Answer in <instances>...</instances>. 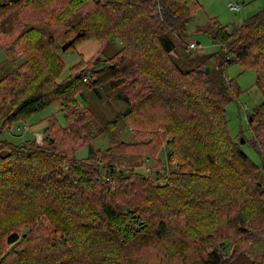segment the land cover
<instances>
[{"label":"trees","instance_id":"trees-1","mask_svg":"<svg viewBox=\"0 0 264 264\" xmlns=\"http://www.w3.org/2000/svg\"><path fill=\"white\" fill-rule=\"evenodd\" d=\"M202 10L197 0L0 3V47L17 55L0 77V133L59 106L41 140L0 141V264H264V8L232 33L216 18L196 26L218 50L183 71L167 35ZM110 39L113 56L82 59L59 81L61 53ZM233 65L255 73L262 95L247 118L260 166L227 128L241 94ZM106 85L126 109L97 127L78 97ZM101 137L107 147L94 150Z\"/></svg>","mask_w":264,"mask_h":264},{"label":"rangeland","instance_id":"rangeland-1","mask_svg":"<svg viewBox=\"0 0 264 264\" xmlns=\"http://www.w3.org/2000/svg\"><path fill=\"white\" fill-rule=\"evenodd\" d=\"M11 0H0V3H6ZM203 6L202 14L198 15L195 24H190L186 28V32L175 29L168 33V38L174 46L170 57L183 71H190L197 68L202 61L214 54L218 49L209 43L206 36L195 34L197 25H204L206 18H216L222 26L232 33L237 28L240 20L244 21L248 17L254 15L264 8V0H197ZM228 3L240 4L242 12L232 13L228 8ZM201 16V17H200ZM9 23V22H7ZM7 26L6 28H8ZM193 44L194 48H190ZM7 49V50H6ZM120 49V44L115 39H110L107 44L100 46L97 43L87 42L83 45L70 48L67 52L61 53L60 57L64 63V71L59 81L69 76L70 68L77 62L88 60L95 55H99L100 60L113 56ZM14 44L7 45L5 50L0 47V62H4L0 66V77L10 73L16 68V63L12 53L14 52ZM16 53V50H15ZM17 58V55H16ZM6 61V62H5ZM219 61L213 58L210 62L209 69L213 75L218 72ZM228 78L234 79L238 85L241 94L237 101L231 102L227 106V128L230 136L239 143L243 153L257 166H260V159L248 143L251 139V133L248 128L247 118L252 110L262 102V95L255 86V73L252 71L242 72L241 69L233 65L228 70ZM99 94V95H98ZM79 103L87 107L93 114V123L99 127L104 123L114 119L117 113L126 109V105L117 98V93L111 91V87L106 85L103 90L83 91L78 97ZM7 107L0 108V117L7 112ZM59 106H53L44 111L37 113L29 118L26 122L13 124L10 131L0 133V141H9L13 144H20L24 141L35 138L36 135H43L42 130L44 124L47 125V118L51 114H56ZM57 118L61 124L65 125L61 114H57ZM42 139V137H41ZM244 140V144L241 140ZM126 141H132L133 138L129 132L125 134ZM108 137H101L91 144L94 150H102L107 147ZM4 152V151H3ZM167 150L163 148L159 153V159L165 161ZM89 148L85 147L76 154V159L82 160L88 156ZM150 165V164H149ZM145 164L139 171L143 172ZM152 165H150L151 167ZM149 167V168H150ZM104 172V171H103ZM236 264H246L244 258L236 259Z\"/></svg>","mask_w":264,"mask_h":264},{"label":"crops","instance_id":"crops-1","mask_svg":"<svg viewBox=\"0 0 264 264\" xmlns=\"http://www.w3.org/2000/svg\"><path fill=\"white\" fill-rule=\"evenodd\" d=\"M228 4H230V3H228ZM227 4V5H228ZM242 6H241V11L240 12H237V13H240L241 14V12H242ZM232 12V11H231ZM233 13V12H232ZM202 14V12H200V14H198V15H201ZM234 14H235V12H234ZM197 15V16H198ZM203 15V14H202ZM201 17V16H200ZM197 18V17H196ZM198 20L200 19V18H197ZM208 18H206L205 19V17H204V22L206 23V20H207ZM201 20V19H200ZM195 21H196V19H195ZM241 22H242V20H240V23L238 24V26L241 24ZM191 24H195L194 22L193 23H191ZM197 26H199V25H197ZM237 26V27H238ZM91 42H93V43H96V42H94V41H91ZM98 44V43H97ZM99 45V44H98ZM1 49H3V51L5 50V48H1ZM7 50V49H6ZM12 55H13V57H14V61L16 62V53H15V50H14V52L12 53ZM97 55H95V56H93V57H91V58H94V57H96ZM90 58V59H91ZM89 60V59H88ZM6 62V61H5ZM4 62L2 61V62H0V66L3 64ZM46 126V123L44 124V127Z\"/></svg>","mask_w":264,"mask_h":264},{"label":"water","instance_id":"water-1","mask_svg":"<svg viewBox=\"0 0 264 264\" xmlns=\"http://www.w3.org/2000/svg\"><path fill=\"white\" fill-rule=\"evenodd\" d=\"M81 36H82V34H77V35H76V38H80ZM72 42H73V41L71 40V41L65 43V44L62 46V48H61L62 52L66 51V49L72 44ZM205 73H206V74L209 73V68H208V67L205 68ZM38 139L41 140V136H38ZM241 143L244 144V140H243V139L241 140Z\"/></svg>","mask_w":264,"mask_h":264},{"label":"built area","instance_id":"built-area-1","mask_svg":"<svg viewBox=\"0 0 264 264\" xmlns=\"http://www.w3.org/2000/svg\"><path fill=\"white\" fill-rule=\"evenodd\" d=\"M228 8H229L230 11L235 12V13L241 11V5L240 4H232V3H230V4H228ZM190 48H194V45L191 44Z\"/></svg>","mask_w":264,"mask_h":264}]
</instances>
